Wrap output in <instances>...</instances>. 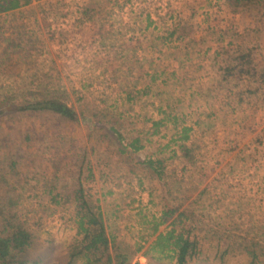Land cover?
I'll list each match as a JSON object with an SVG mask.
<instances>
[{"label":"rangeland","instance_id":"rangeland-1","mask_svg":"<svg viewBox=\"0 0 264 264\" xmlns=\"http://www.w3.org/2000/svg\"><path fill=\"white\" fill-rule=\"evenodd\" d=\"M225 4L19 0L0 12L11 104L0 108V231L29 235L23 260L87 264L78 221L91 212L112 264H177L157 239L182 212L175 229L197 244L186 264H264V35L222 36ZM44 96L78 121L18 112ZM147 160L161 161V179Z\"/></svg>","mask_w":264,"mask_h":264},{"label":"trees","instance_id":"trees-1","mask_svg":"<svg viewBox=\"0 0 264 264\" xmlns=\"http://www.w3.org/2000/svg\"><path fill=\"white\" fill-rule=\"evenodd\" d=\"M19 6V0H0V12H7L13 10ZM0 108L4 105H11L5 103L7 98L5 96H0ZM17 110L18 112H41L49 111L53 114L59 116V118L68 120L76 123L78 121V115L74 110L67 107L65 104L61 103L55 98H49L44 96L43 99L34 101H24ZM132 151L136 152L142 149V142L138 138L134 143L129 144ZM145 166L148 167L153 173H155L158 179H161L162 166L161 161L147 160ZM82 200V199H81ZM178 211L177 208L172 210H167L163 213L161 219L167 220L172 217ZM91 212L85 217L79 219L78 229L84 232L85 240L88 241L86 246H83L84 256L87 259V264H112L110 256L108 254V249L110 248L107 242V237L99 217H94ZM184 213L180 212L171 222L172 227L165 235H160L157 240L164 241L165 248H171V251L177 256V264H186L195 254L197 249V244L194 241L189 240V238L184 237V234L180 231L179 233L175 229L176 225H182L181 218ZM87 219V222L84 220ZM161 222L160 224H162ZM88 225V228H84V225ZM94 228L96 230H94ZM156 230V229H155ZM172 241V242H171ZM30 246V237L23 230L18 227L12 229H4L0 231V264H29L22 259L21 255ZM100 249H103L100 251ZM138 251V250H137ZM79 252V253H80ZM105 258L104 263H101V259ZM128 258V257H127ZM123 256V259H127Z\"/></svg>","mask_w":264,"mask_h":264},{"label":"crops","instance_id":"crops-1","mask_svg":"<svg viewBox=\"0 0 264 264\" xmlns=\"http://www.w3.org/2000/svg\"><path fill=\"white\" fill-rule=\"evenodd\" d=\"M219 1L220 3H226L223 9L224 12L222 13V17L227 19L231 24L239 27V28H236L233 25L230 26L227 30H224L221 33L222 36L228 35L229 37L234 39L235 32L237 31L240 32V30L244 28H250V29H246V31H249V32L251 31V29H259L260 35L261 36L264 35V0H250V2H248L249 0H219ZM243 1L246 2L245 5H242ZM238 4H241L242 8L246 10L244 13L236 10V6H238ZM219 15L221 16V12ZM257 20L260 21L259 26H256ZM220 40L223 42L222 39ZM226 45L230 47L231 44L228 43ZM237 49H238V46L235 44L231 50H227L226 52L227 57L236 55ZM243 49L246 50L247 48H243ZM206 52L208 53L211 52V54H208V55H214L215 57H222L224 53V51H218V50H213V49L209 50L208 48H206ZM229 60H231V58H229ZM234 61L237 64L238 59L235 58Z\"/></svg>","mask_w":264,"mask_h":264}]
</instances>
